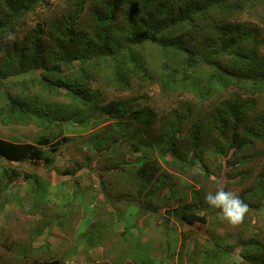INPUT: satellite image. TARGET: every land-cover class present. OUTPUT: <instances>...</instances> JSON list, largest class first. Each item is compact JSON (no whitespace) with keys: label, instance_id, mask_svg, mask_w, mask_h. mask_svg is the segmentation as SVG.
Segmentation results:
<instances>
[{"label":"trees","instance_id":"obj_1","mask_svg":"<svg viewBox=\"0 0 264 264\" xmlns=\"http://www.w3.org/2000/svg\"><path fill=\"white\" fill-rule=\"evenodd\" d=\"M49 1L0 0V126L34 123L42 132L32 142L0 138L1 202L3 194L10 193L0 206L16 198L10 189L14 181L30 186L32 207L47 204L50 183L34 172L22 171L20 166L40 161L47 167L51 165L53 155L70 140L64 127H74L76 122L86 124L80 120L84 108L113 121L88 137L94 153L103 145L100 154L104 157H99L106 171L120 169L117 151L137 152L147 144L158 149L169 164L181 168L193 165L204 149L201 137L208 129L220 136L231 134L232 142L225 152L216 151L225 165L234 154L249 148L252 140H264V107L257 108L259 97L264 98V54L259 50L264 41L257 26L236 21L245 5L240 6L241 0H61L66 12L49 23V28L36 25L18 43L11 42L9 34L15 36L25 17L42 2L48 6ZM146 43L159 51L155 69L159 92L179 93L180 97L194 95L192 101L184 100L160 118L145 103L150 99L142 95L100 103V94L87 82L97 79L103 69L107 70V82L121 93L129 91L133 81H146L147 64L137 53ZM63 68L72 74L64 76ZM20 88L22 93L15 91ZM28 92L42 97L33 93L29 97ZM220 92L227 96L215 99L214 104V97H219ZM57 98L63 101L56 102ZM209 105L211 108L206 111ZM195 109H199L209 127L202 131L195 120L187 134V148L175 156V135L184 121L195 117ZM155 122H159L161 132L153 139L148 137L152 143L142 141L140 132H151ZM243 158L226 165L228 171L242 164ZM139 159L136 194L147 185L167 184L160 174L159 162L158 167L148 168L141 156ZM90 166L91 162L83 167L87 171ZM91 176L92 185L100 190L99 177L93 172ZM263 183L264 175L259 176L258 185L249 194L259 200ZM243 198L247 194L240 195ZM24 202L19 203L20 207ZM260 209L264 212V208ZM258 211L252 210L254 214ZM167 214L182 224L205 222L196 204H182ZM238 246L239 256L246 264H264V259L250 258L245 247ZM210 252L206 251L201 264H218L220 255L234 256L218 241ZM233 264H240V260Z\"/></svg>","mask_w":264,"mask_h":264},{"label":"rangeland","instance_id":"obj_2","mask_svg":"<svg viewBox=\"0 0 264 264\" xmlns=\"http://www.w3.org/2000/svg\"><path fill=\"white\" fill-rule=\"evenodd\" d=\"M49 2L48 6L45 2L40 3L25 17L17 34L11 35V42L18 43L36 25L44 24L45 28H49V23L65 14L64 2ZM242 3L245 5L236 21L257 26L264 41V0H241L240 6ZM85 12L89 13L88 10ZM84 21L87 22V19ZM259 50L264 54V45ZM137 53L146 61L148 79L133 81L130 90L121 93L113 90L107 82V70L103 69L97 79L87 80L88 85L100 94V103L142 95L150 99L145 103L160 118L184 100H193V94L180 97L179 93L162 95L159 92L155 72L159 51L155 45L146 43L138 48ZM46 55L43 58L49 63ZM62 74L68 77L72 73L70 69L63 68ZM15 91L22 93L21 88ZM32 93L28 92L29 97ZM33 94L42 97L38 93ZM218 96L214 97V104L217 103L215 99L227 94L221 95L220 92ZM55 101L63 100L57 98ZM263 107L264 98L259 97L257 108L261 110ZM210 108L211 105L205 110ZM195 111V117L184 121L175 135V156L187 148V134L195 120H198L202 131L209 127L207 121L200 117L199 109ZM96 112H88L84 108L80 120L86 124L76 122L74 127H64L70 140L53 155L51 165L47 167L40 161L20 166L22 171L46 178L50 183L48 201L47 204L32 207L28 194L30 186L22 181L11 183V193L14 192L16 198L0 206V264H201L206 251L213 250L217 241L234 254L233 258L220 255L218 264L235 263L239 255L236 251L238 244L245 247L250 258L264 259V212L258 211L264 208V183L258 194L259 200L256 195L249 194L258 185L259 176L264 175V140H252L249 148L234 154L226 165L243 157L248 159L243 158L242 164L228 171L216 151L225 152L232 142L231 134L220 136L208 129L205 137H201L204 143L201 155L193 156L197 157L195 164L181 168L166 162L158 149L147 144L152 143L148 137L153 139L157 132H161V129L158 130L159 122H155L148 135L140 132V138L147 141V146L137 152L117 151L115 156L120 169L106 171L99 157H104L100 154L103 145L94 153L88 137L113 121L106 119L105 115H95ZM41 134L34 123L0 126V138L16 142H32ZM139 156L148 168L158 167V162L161 164L159 171L167 180L165 186L147 185L136 194L135 174L141 164ZM89 162L92 166L86 171L83 166ZM91 172L99 177L102 183L100 190L92 185ZM241 174L240 179L235 178ZM221 188L239 197L247 194V198L241 200L248 205L249 211L237 226L221 220L219 209L208 206L204 201L206 194H215ZM8 194L7 191L3 194L2 202ZM2 202L0 200V204ZM20 202H24L21 207ZM185 203L196 204L205 222L187 225L169 217L168 211ZM254 209L258 211L256 214L252 212ZM38 227L46 228L39 230Z\"/></svg>","mask_w":264,"mask_h":264},{"label":"clouds","instance_id":"obj_3","mask_svg":"<svg viewBox=\"0 0 264 264\" xmlns=\"http://www.w3.org/2000/svg\"><path fill=\"white\" fill-rule=\"evenodd\" d=\"M9 39H11V34H9ZM204 201L208 206L219 209L220 219L227 221L233 226L241 224L246 213L249 211L248 205L239 196L222 188L217 190L215 194L211 192L206 194ZM236 251L238 254L240 250L237 249ZM237 259L240 260V264H246L239 255H237Z\"/></svg>","mask_w":264,"mask_h":264}]
</instances>
